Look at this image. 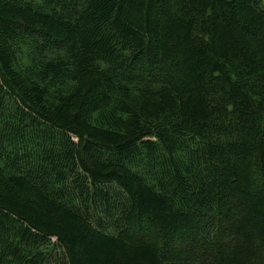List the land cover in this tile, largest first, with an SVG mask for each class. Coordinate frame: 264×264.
Masks as SVG:
<instances>
[{
  "label": "trees",
  "instance_id": "16d2710c",
  "mask_svg": "<svg viewBox=\"0 0 264 264\" xmlns=\"http://www.w3.org/2000/svg\"><path fill=\"white\" fill-rule=\"evenodd\" d=\"M0 264H264V0H0Z\"/></svg>",
  "mask_w": 264,
  "mask_h": 264
}]
</instances>
